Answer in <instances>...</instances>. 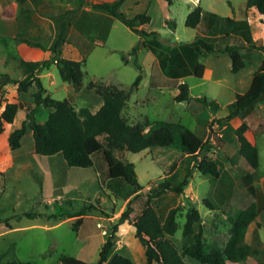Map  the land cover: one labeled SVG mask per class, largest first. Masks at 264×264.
Listing matches in <instances>:
<instances>
[{
    "label": "rangeland",
    "instance_id": "obj_1",
    "mask_svg": "<svg viewBox=\"0 0 264 264\" xmlns=\"http://www.w3.org/2000/svg\"><path fill=\"white\" fill-rule=\"evenodd\" d=\"M0 1L8 5L6 11L15 13L17 27L13 38L8 34L11 29L7 25L0 30V110L7 101L19 105L13 121L4 123L0 132V264L10 259L58 264L62 255L81 259L85 264H95L104 239L127 205L130 211L125 220L117 224L113 251L129 257L134 264H145L144 248L131 220L141 211L148 200L149 190L158 182L168 180L178 184L192 168L191 156L183 153L175 143L135 152L121 151L119 155L133 164L134 174L141 185V189L134 190L123 180L107 176L99 153L95 156V167L68 166L60 152L52 155L35 153L29 128L22 135L19 147H9L8 133L20 125L25 113L34 106L32 94L35 86L31 84L26 90H21L14 80L22 79L29 72L24 60H42L47 50L40 45L27 44L19 37L47 47L57 30L54 17L71 6L77 7V11L71 20L72 29L68 28L71 29L68 44L64 45L67 58L70 53L77 59L84 58V75L81 84L75 86L63 81L55 64H51L49 70H42L39 77L44 87L43 94L95 111L102 99L90 81L128 89L141 72V79L130 92L122 110L128 121L136 123L148 119L182 123L202 138L198 159L213 160L220 170L219 178H215L193 169L181 193L167 189L154 196L151 202L161 214L171 207L178 208V228L170 238L179 250L184 242L181 231L189 204L197 207L201 215L205 249L223 248L230 236L236 211L256 199L259 192L264 197V99L261 97L242 117L226 119L229 104L235 94L242 91L238 75L231 70L229 56L224 52H214L201 57L204 72L197 77L187 61L183 64L169 54L174 45L204 35L220 47L226 43L243 44L244 63H259L264 59V49L245 46L246 42L240 35H221L218 26L208 29L204 18L196 27L185 25L187 13L199 4L203 11H212L220 16L250 18L252 42L260 45L264 44V24H259V13L253 8L245 10V0L123 1L120 9L128 16L139 11L149 14L150 21L143 24V28L157 32L156 37L161 43L158 62L157 55L145 46H140L136 56L128 53L140 36L118 18L109 17L90 6V2L101 0H82L80 3L77 0H24L21 4L17 0ZM12 2L16 3V8L9 6ZM20 6L32 9L26 23L24 15L18 12ZM107 22L106 35L101 37L103 31L99 26ZM156 37L151 35L148 38ZM11 57L14 62H9V65L13 67L7 77L2 73V67ZM181 81L189 86L191 99L187 101L174 99L177 84ZM196 96L214 100L215 109L195 99ZM48 111L49 108L38 106L36 120L44 121ZM242 120L253 132L258 148L259 166L256 169L237 152L234 130ZM82 204L90 206L82 216L64 219L53 216L61 208L72 210ZM255 218L258 226L256 247H261L264 245V207ZM184 259L189 264H199L188 256ZM227 264L258 263L249 256L240 262L228 261Z\"/></svg>",
    "mask_w": 264,
    "mask_h": 264
},
{
    "label": "trees",
    "instance_id": "obj_2",
    "mask_svg": "<svg viewBox=\"0 0 264 264\" xmlns=\"http://www.w3.org/2000/svg\"><path fill=\"white\" fill-rule=\"evenodd\" d=\"M77 1L80 3L82 0ZM123 1L101 0L90 2V6L103 11L109 17L118 18L140 36V40L128 51L129 54L136 56L140 46H145L157 55L159 62L161 43L156 37L157 32L146 31L142 27L143 24L150 21L149 14L139 11L128 16L120 9ZM17 2L21 4L24 0H17ZM249 8H253L259 13V20L264 24V0H245V9ZM31 11L30 8L19 7L18 12L24 15L25 23L30 20ZM76 11L77 7L71 6L54 17L57 30L47 47L28 38L19 37V40L27 44L40 45L47 49L48 56L42 60H24L23 63L28 67L29 72L20 80L12 79L18 83V89L26 90L29 85L33 84L35 90L32 94L34 106L25 113L20 125L13 128L7 135L9 147L11 149L19 147L22 135L29 128L32 131L35 153L52 155L60 152L68 166L77 167H95V156L99 153L102 155L109 178L123 180L134 190H139L141 185L134 174L133 164L123 159L119 153L124 150L135 152L146 148L170 146L175 143L183 153L191 156L192 168L186 172L178 184H172L168 180L158 182L154 188L149 190L148 200L141 211L131 220L132 226L136 229L135 234L144 248L145 264H189L184 256L192 258L199 264H227L228 261L240 262L251 256L256 259L258 264H264V245L256 247L244 240L248 224L264 207V197L261 192L247 206L236 211L232 220L230 236L223 248L205 249L201 215L197 207L192 204L188 205L185 212L181 231L184 242L181 250L170 238V235L174 234L178 228L176 220L178 208L171 207L165 214H161L151 199L167 189L181 193L188 184L193 169H197L203 174H210L215 178H219L220 170L215 161L198 159V152L203 145L202 138L182 123L164 120L149 121L148 119L136 123L128 121L122 110L127 104L130 92L137 87L141 79V72L137 74L128 89L113 84L90 81L91 87L102 99L101 105L95 111L90 110L87 106L76 107L66 99H55L49 94H43L44 87L37 74L42 70H48L51 64H55L63 81L75 86L81 84L84 75L82 71L84 58L76 60L62 56L66 34ZM202 18H204L208 29H215L218 26L217 30L221 35L238 34L246 42L245 46L264 49V44L258 45L252 42L246 18L236 19L233 16H220L212 11H203L197 4L187 13L185 25L196 27ZM108 23L99 26L103 31L101 37L106 35L108 26L105 27V24ZM169 24L174 25V22L169 21ZM151 35L156 39L148 38ZM243 47V44L240 43H226L220 47L213 41H209L204 35H197L191 41L174 45L169 55L179 59L178 62L182 61L183 64L187 61L192 73L201 77L204 72V63L200 58L208 53H226L231 60V70L233 72L239 70L245 64L241 52ZM161 61L163 65L164 58ZM135 64L141 70L136 59ZM261 97L264 99V59L257 66L248 88L242 93L235 94L225 118L242 117ZM194 98L215 109L216 102L214 100L200 96ZM174 99L176 101L191 99L189 86L185 81L177 84ZM40 105L49 108L47 116L42 122L37 121L35 117V112ZM18 108V103L14 101L5 102L4 107L0 110V132L4 129V123L13 121ZM247 128V122L242 120L234 130L238 141L237 152L249 166L256 169L259 166L258 148L246 137ZM89 207V205L82 204L72 210L61 208L60 212L53 216L58 219L82 216ZM129 211L130 207L127 205L120 213L109 235L104 239L95 264H134L129 257L113 251L117 224L125 220ZM4 264L36 263L32 260L10 259ZM58 264H85V262L72 256L62 255Z\"/></svg>",
    "mask_w": 264,
    "mask_h": 264
},
{
    "label": "crops",
    "instance_id": "obj_3",
    "mask_svg": "<svg viewBox=\"0 0 264 264\" xmlns=\"http://www.w3.org/2000/svg\"><path fill=\"white\" fill-rule=\"evenodd\" d=\"M7 6L8 5H6V2L0 1V30L5 25H7V27H9V29H11L10 32H8V34H10V36H12V38H13L14 34H15V31H16V28H17L16 27V22H15V20H16L15 17L16 16H15L14 12L12 13L11 11H8V9L6 11ZM9 6H12V7L16 8V3L12 2V3L9 4ZM233 17H235L236 19H240V18H237L236 16H233ZM244 17H247L246 14L244 15ZM247 21H248L250 27L252 28L251 19L248 18ZM3 22H6V24H4ZM259 24L263 25V23L260 20H259ZM142 27H143V25H142ZM70 28L72 29V24L70 25ZM70 30H68L67 37H66V42L68 41V34H69ZM66 44H68V43H66ZM47 56H48V50H46L45 56L43 58H46ZM62 56L68 57L65 45L63 47ZM75 56H76L75 54L72 55V53H70V57L69 58L77 60V58ZM9 62L13 63L14 62V58L11 57L9 59L8 63L4 64V66L2 67V73L5 74L7 77L9 75L10 69H12V67H13L12 65L11 66L9 65ZM21 62H22V60H21ZM259 63H255V64L251 63V62L250 63H245L243 67H241L239 70L234 72V74L238 75V83L240 85V89H242V91H238L237 93H242L248 88V86L250 85L252 76H253L257 66L259 65ZM42 73H43V71L38 73L37 75L39 77H41ZM45 73L47 74L48 71L45 72ZM101 103H100V105H101ZM99 106H98V108H99ZM245 135L252 143H255L253 132H251V130L249 129V126L246 129V131H245ZM257 229H258L257 221H256V218H254V220L251 221L248 224L246 232H245V235H244V240L247 243H250V244H252L254 246H256V242H257L256 241Z\"/></svg>",
    "mask_w": 264,
    "mask_h": 264
}]
</instances>
